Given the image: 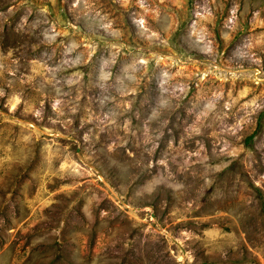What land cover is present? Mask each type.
I'll use <instances>...</instances> for the list:
<instances>
[{
    "label": "rangeland",
    "instance_id": "rangeland-1",
    "mask_svg": "<svg viewBox=\"0 0 264 264\" xmlns=\"http://www.w3.org/2000/svg\"><path fill=\"white\" fill-rule=\"evenodd\" d=\"M0 264H264V0H0Z\"/></svg>",
    "mask_w": 264,
    "mask_h": 264
},
{
    "label": "trees",
    "instance_id": "trees-1",
    "mask_svg": "<svg viewBox=\"0 0 264 264\" xmlns=\"http://www.w3.org/2000/svg\"><path fill=\"white\" fill-rule=\"evenodd\" d=\"M254 137H251V139H249V141H252Z\"/></svg>",
    "mask_w": 264,
    "mask_h": 264
}]
</instances>
